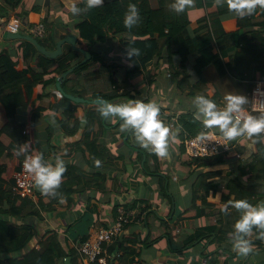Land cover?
Segmentation results:
<instances>
[{
  "label": "crops",
  "instance_id": "obj_1",
  "mask_svg": "<svg viewBox=\"0 0 264 264\" xmlns=\"http://www.w3.org/2000/svg\"><path fill=\"white\" fill-rule=\"evenodd\" d=\"M82 1L77 0V3ZM110 1L114 0H104L103 4ZM72 2L73 0H23L10 12V16L14 12L22 15L27 12L28 24L38 21L49 24V30L43 37L48 45L56 43L57 47L59 40L69 33H74L77 35V45L89 52L88 46L74 28L79 18L71 15L69 5ZM146 2L153 11L159 12L166 0H146ZM186 10L191 22L208 14L205 0H192V3L186 6ZM222 21L228 31L238 28V16L233 12L225 13ZM162 24V15L157 16L156 28L161 27ZM25 36L34 37L29 33L28 25L18 34L3 32L0 29V50L11 51L13 59L17 61V70L26 68L20 51ZM121 39V36H114L106 41H99L92 48L106 60H112L117 64L113 74L120 82L126 79L127 65H129L125 59ZM84 57L81 53L80 62ZM195 59L196 56H190V65ZM33 65L37 66L43 75L39 59ZM183 67L177 56V46L165 44L161 55L149 61L146 69L130 74V97L126 99L114 97L112 100V103L128 99L152 100L159 105L160 117L170 129L168 155L165 157L141 147L131 130H121V121L118 118L106 119V124L109 126L106 137L109 149L107 155L101 154L93 141L95 133L90 135L88 143L82 142L88 137L84 136V129L92 116V113H86V104L94 106L97 103L87 97L67 94L73 99H86L78 106L79 125L76 132L71 134L70 118L63 113V109H53L66 92L64 89L60 91L58 84L47 87L39 84L35 87L29 102L24 97L21 98V104L13 120L20 124L22 131L26 132L24 140L27 142L28 151H39L45 159L53 162L56 156H60L65 162L66 171L70 165L85 171V175H81L82 179L71 186L76 191L65 198L62 205L56 204L39 216L11 217L16 223H28L34 227V236L24 255L26 260L38 259L42 244L50 234H54L56 245L68 255L64 264H84L79 249L83 239H86L92 230L113 224L119 208L135 203L136 208L129 209L135 213L132 222L120 238L108 247L107 255L108 258L112 257V261L118 256L116 253L123 257L120 263L117 262L118 264H177V262L264 264V240L257 238L258 233L254 240L250 238L254 251L248 256L234 252L230 240L221 248L211 242L209 237L196 243L185 244L186 236L196 229L217 223L214 214L204 213L195 216L196 207L202 203L200 198L194 197L195 193L199 196L203 192L197 190L196 186L201 175L206 173V180H213L230 172L232 175L240 174L241 163L260 150L264 137L263 134L252 138L237 137L232 140L231 149L219 157L199 159L190 157L186 152L185 144L187 132L179 118L188 112H195L192 103L195 96L190 95L189 90L196 76L190 68L186 70ZM189 74L192 75L190 81L186 80ZM204 78L207 86L206 94L209 98L216 97L223 100L228 92L246 95L243 89H239L230 78L221 76L214 67H208L204 71ZM67 86L72 90L78 88L72 78ZM124 89L119 87L106 90L104 93L115 96ZM57 93L60 95L58 96ZM34 106L38 107L39 111L35 119L31 120L30 111ZM244 109L251 112L245 105ZM261 112L264 111H254L252 114L259 115ZM82 119L85 122L82 123ZM10 120L12 117L0 100V129ZM207 130L221 133L215 126ZM89 150L103 156L102 165L97 167L89 165ZM12 168L11 177L15 173L14 165ZM219 188L222 194H228L224 183H221ZM41 195L44 194L36 187L34 195L29 199L36 204ZM44 200L50 201L51 196L45 195ZM220 200L217 195L215 199L208 200L207 204L227 205ZM259 203H264V198ZM6 207H8L7 203L4 204V208ZM132 258H134L133 262H131Z\"/></svg>",
  "mask_w": 264,
  "mask_h": 264
},
{
  "label": "trees",
  "instance_id": "obj_2",
  "mask_svg": "<svg viewBox=\"0 0 264 264\" xmlns=\"http://www.w3.org/2000/svg\"><path fill=\"white\" fill-rule=\"evenodd\" d=\"M22 2L23 0H0V17H9L10 12ZM171 2L166 0V3L161 5L159 12L153 11L147 5L146 0H114L91 9L86 7L87 0L78 3L82 9L81 13L76 16L71 13L73 17L79 18L74 28L92 55L84 63H80L81 53L75 50L70 43L63 45L62 53L59 56L51 58L40 52L32 41L25 38L20 46L21 57L26 63V68L22 70H17V61L13 59L10 50H0V100L12 117V120L0 129V264L8 262L11 264H64L68 255L56 245L54 234H50L42 244V251L38 259L26 260L24 255L34 236V227L28 223H16L11 217L39 216L42 215V212L52 209L56 204L57 206L62 205L64 199L76 191L71 186L82 179L81 175H85L84 170H80L74 165L68 166L61 180L60 185L62 186L56 189L55 195H50V201L44 200L47 194L39 196V202L36 204L29 198L13 197L14 177L10 176L12 165L16 172L20 169L25 156L32 153L27 151L19 156L16 155V150L20 145L27 142L24 140L26 132L22 131L20 124L13 120V117L21 104V98L24 97L29 102L37 85L56 86L58 77L64 71L77 66L60 84L62 90L64 89L66 92L63 93L64 96L61 100L53 106V109H63V113L70 118V133L72 134L76 132L79 125L77 109L79 105H82V102L67 94L83 96L95 101L97 104L94 106L86 104V113H92V116L84 129V136L88 137L82 142L88 143L90 135L95 133L93 141L103 155L109 153L106 141L109 126L106 124V119L101 117L97 111L99 100L112 102L114 97L129 98L130 74L146 69V64L149 61L161 55L162 47L165 44L176 45L177 56H179L183 68L186 70L190 68L195 73L196 80L189 90L190 95L208 96L204 71L208 67H214L221 76L230 78L239 89L245 91L247 96L245 107L252 112L251 92L255 81H264V8L258 5L252 14L244 17L238 16V28L228 31L222 21V16L230 12L226 3L218 2V0H205L208 14L191 22L186 7L183 12L176 13L168 5ZM129 3L135 4L140 13L139 22L131 29L123 23ZM161 15L163 24L156 28L155 20L157 16ZM47 30H49V24H46ZM114 36H121L124 53L126 46L140 49V54L133 60L125 57L129 62L127 65L128 75L122 82L116 80L113 74L117 64L112 60H106L92 49L99 41H106ZM38 41L47 49L56 47V43L48 45L43 38H38ZM190 56H196L192 65L189 61ZM38 59L43 75L37 66L33 65ZM191 76V74L186 76V80L190 81ZM71 78L74 85L78 87L77 89L68 88L67 84ZM119 87L125 88L120 94L109 96L104 93L106 90ZM211 99L218 106L223 107L224 100L216 97ZM38 111V107H32L31 120L35 119ZM179 121L183 124L187 137L198 136L207 131L203 123L195 118L193 112L183 114ZM88 152L90 166L97 167L103 164L102 155L92 153L91 150ZM219 156L221 155H217V157ZM97 160L100 162L99 164L96 163ZM239 172L240 174L236 175H232L231 172L220 175L213 180H206V173L201 175L196 186L197 190L203 192L199 196L195 193L194 197L200 198L202 203L196 207L195 216L204 213L214 214L217 217V223L198 228L187 235L186 245L209 237L211 242L216 243L220 248L223 247L224 243L229 240L234 220L239 216V212L231 206L229 201L244 198L252 204H258L264 198V143L257 153L241 163ZM75 173L76 175H74ZM70 174H72L71 177H68ZM221 183H224L228 194L221 193L219 188ZM217 195L221 198L220 201L227 203L228 212H221V206L207 204L208 200L215 199ZM5 203L8 204L6 208H4ZM135 206L136 204L133 203L124 208L129 210L136 208ZM257 233L254 228L249 238L254 240ZM116 257L117 261V258L114 261H112V257L109 258V264H118L117 262L120 263L123 259L121 255ZM133 261L134 258L131 259V262ZM94 264L100 263L95 262ZM177 264L183 263L177 262Z\"/></svg>",
  "mask_w": 264,
  "mask_h": 264
},
{
  "label": "clouds",
  "instance_id": "obj_3",
  "mask_svg": "<svg viewBox=\"0 0 264 264\" xmlns=\"http://www.w3.org/2000/svg\"><path fill=\"white\" fill-rule=\"evenodd\" d=\"M226 3L230 12L239 17L250 15L259 5L264 8V0H218ZM104 0H87L88 9L100 6ZM192 0H172L170 8L176 12H183ZM71 13L79 15L82 9L77 0L69 5ZM140 20V13L135 4H129L124 14L123 23L131 29ZM140 54V49L126 46L125 57L133 60ZM59 96L60 93H57ZM223 107L208 96L197 94L193 98L194 116L200 120L205 128L217 127L225 141H232L237 137L249 138L264 134V112L259 115L247 112L244 105L247 96L238 92H228L223 97ZM99 115L105 119L118 118L121 130H131L138 144L160 157L168 155L169 126L160 117V107L152 100L128 99L119 103H112L100 99L97 106ZM85 122L82 119V123ZM204 134H201L203 138ZM26 144H21L16 155L27 153ZM97 164L100 162L97 160ZM24 169L31 174L35 186L43 194L55 195L60 186L62 174L66 171L64 160L56 156L55 161L45 159L39 151L26 155L23 161ZM231 206L239 212L232 224L229 240L234 252L241 256H248L254 251L252 240L249 238L254 228L258 232V239L264 240V203L252 204L247 199L240 198L229 201ZM221 212H228L227 205L221 206Z\"/></svg>",
  "mask_w": 264,
  "mask_h": 264
},
{
  "label": "built area",
  "instance_id": "obj_4",
  "mask_svg": "<svg viewBox=\"0 0 264 264\" xmlns=\"http://www.w3.org/2000/svg\"><path fill=\"white\" fill-rule=\"evenodd\" d=\"M22 13L14 12L9 18L0 17V29L3 32L18 34L21 32ZM28 31L36 38H43L46 34V24L38 21L28 24ZM252 111H264V81L256 80L251 92ZM186 152L192 158H211L228 152L232 147V141H225L222 133L207 130L203 138L201 135L187 137ZM31 154V153H29ZM28 154V155H29ZM25 159V158H24ZM21 162L20 169L14 173L12 195L18 199L31 198L36 186L30 173ZM135 213L133 210L118 209V215L113 224L92 230L80 245V252L84 264H109L108 247L120 238L128 225L132 222ZM116 255H119L116 253Z\"/></svg>",
  "mask_w": 264,
  "mask_h": 264
},
{
  "label": "water",
  "instance_id": "obj_5",
  "mask_svg": "<svg viewBox=\"0 0 264 264\" xmlns=\"http://www.w3.org/2000/svg\"><path fill=\"white\" fill-rule=\"evenodd\" d=\"M28 25V16H27V12L23 13V18H22V26H21V30H24L25 27ZM28 40L32 41L38 48V50L40 52H42L43 54H45L48 57L51 58H55L57 56H59L62 53L63 50V44L64 43H70L72 44L73 48L79 52H81L85 57L83 58V60L80 63H84L87 62L88 59L91 57L90 52H88L86 49L80 47L77 45V35L74 33H69L68 35H66L64 38H62L61 40L58 41L57 43V47L55 50H48L46 49L44 46H42L39 41L31 36H25ZM77 66H73L70 69L64 71L61 76L58 79V86L60 91L62 90L61 88V83L66 79V77L76 68ZM76 100H81L84 101L85 99L82 98H75ZM68 261V260H67Z\"/></svg>",
  "mask_w": 264,
  "mask_h": 264
},
{
  "label": "rangeland",
  "instance_id": "obj_6",
  "mask_svg": "<svg viewBox=\"0 0 264 264\" xmlns=\"http://www.w3.org/2000/svg\"><path fill=\"white\" fill-rule=\"evenodd\" d=\"M38 40V39H37Z\"/></svg>",
  "mask_w": 264,
  "mask_h": 264
}]
</instances>
